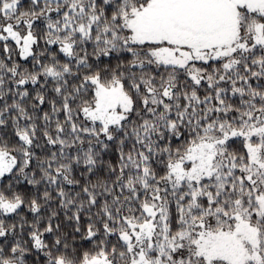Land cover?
<instances>
[{
    "label": "snow or ice",
    "instance_id": "obj_1",
    "mask_svg": "<svg viewBox=\"0 0 264 264\" xmlns=\"http://www.w3.org/2000/svg\"><path fill=\"white\" fill-rule=\"evenodd\" d=\"M0 264H264V0H0Z\"/></svg>",
    "mask_w": 264,
    "mask_h": 264
}]
</instances>
